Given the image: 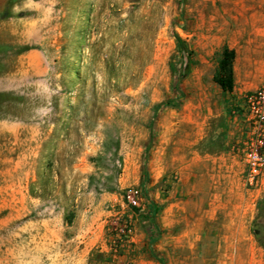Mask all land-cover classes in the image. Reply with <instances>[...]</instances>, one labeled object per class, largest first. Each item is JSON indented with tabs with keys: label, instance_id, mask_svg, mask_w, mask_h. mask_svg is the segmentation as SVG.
Here are the masks:
<instances>
[{
	"label": "rangeland",
	"instance_id": "obj_1",
	"mask_svg": "<svg viewBox=\"0 0 264 264\" xmlns=\"http://www.w3.org/2000/svg\"><path fill=\"white\" fill-rule=\"evenodd\" d=\"M261 88L264 0H0V264H264Z\"/></svg>",
	"mask_w": 264,
	"mask_h": 264
},
{
	"label": "built area",
	"instance_id": "obj_2",
	"mask_svg": "<svg viewBox=\"0 0 264 264\" xmlns=\"http://www.w3.org/2000/svg\"><path fill=\"white\" fill-rule=\"evenodd\" d=\"M249 99L252 101V103H256V110L260 109V107L264 109V88H261L260 90H257L253 94L249 95ZM260 101L262 104H260ZM260 159L261 157L255 150H250L247 153V162L251 170L257 169L260 164ZM122 199L126 205L132 209H130L131 214L129 217L127 216V218L123 219L121 227H119L115 233L113 241L115 240L116 243L111 246L112 251H116L118 247L123 245V242H127L129 239H131L133 232V224L131 223L132 214L135 212H142L147 204V202H144V199L142 198L140 189L136 187L126 188L122 193Z\"/></svg>",
	"mask_w": 264,
	"mask_h": 264
},
{
	"label": "trees",
	"instance_id": "obj_3",
	"mask_svg": "<svg viewBox=\"0 0 264 264\" xmlns=\"http://www.w3.org/2000/svg\"><path fill=\"white\" fill-rule=\"evenodd\" d=\"M176 43L178 44V39L176 38ZM179 45V44H178ZM221 60L220 65L222 66L223 71L216 75L214 78L215 82L219 85L221 90L230 92L232 89V69H231V60L233 58L234 52L232 49L227 48L226 45H223L221 51ZM225 64V66H223ZM148 214L153 217L157 211V208L154 206L152 201L148 200L146 204ZM132 209V208H129Z\"/></svg>",
	"mask_w": 264,
	"mask_h": 264
}]
</instances>
